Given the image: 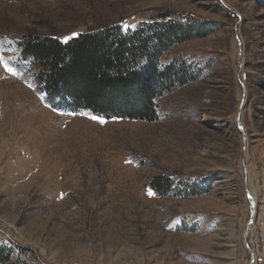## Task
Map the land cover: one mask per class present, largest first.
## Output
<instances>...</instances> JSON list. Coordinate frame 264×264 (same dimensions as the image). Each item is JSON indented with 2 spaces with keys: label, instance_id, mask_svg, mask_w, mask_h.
<instances>
[{
  "label": "rangeland",
  "instance_id": "1",
  "mask_svg": "<svg viewBox=\"0 0 264 264\" xmlns=\"http://www.w3.org/2000/svg\"><path fill=\"white\" fill-rule=\"evenodd\" d=\"M166 22L187 33L160 61L187 82L158 98L152 122L52 108L21 56L28 35ZM0 56L12 262L264 264V0H0Z\"/></svg>",
  "mask_w": 264,
  "mask_h": 264
},
{
  "label": "trees",
  "instance_id": "2",
  "mask_svg": "<svg viewBox=\"0 0 264 264\" xmlns=\"http://www.w3.org/2000/svg\"><path fill=\"white\" fill-rule=\"evenodd\" d=\"M186 33L181 26L166 22L127 32L106 25L65 42L56 36L28 35L21 40V56L35 67L39 87L52 108L152 122L158 98L187 82L183 67L177 63L163 66L160 61ZM154 188L170 187L158 179ZM0 264L18 263L0 248Z\"/></svg>",
  "mask_w": 264,
  "mask_h": 264
},
{
  "label": "bare ground",
  "instance_id": "3",
  "mask_svg": "<svg viewBox=\"0 0 264 264\" xmlns=\"http://www.w3.org/2000/svg\"><path fill=\"white\" fill-rule=\"evenodd\" d=\"M250 197V201H251V204H252V215H253V217H254V215H255V211H256V201L254 200V198L252 197V196H249ZM253 217H252V219H253ZM251 219V221H250V224H253V220ZM252 228V226H250L249 227V230ZM249 232V231H248ZM247 233V232H246ZM248 235L247 234H245V238L247 237Z\"/></svg>",
  "mask_w": 264,
  "mask_h": 264
},
{
  "label": "water",
  "instance_id": "4",
  "mask_svg": "<svg viewBox=\"0 0 264 264\" xmlns=\"http://www.w3.org/2000/svg\"><path fill=\"white\" fill-rule=\"evenodd\" d=\"M238 125H239V127H240L241 129H243L242 124H241V122H240V113H239V115H238ZM249 227H250V224H249ZM249 227H248V230H247V231H249ZM246 234L248 235V232H247ZM247 237H248V236H247ZM247 237H246L245 239H247ZM247 246H248V248L250 249L249 243H247ZM250 251H251V253L253 254V252H252L251 249H250Z\"/></svg>",
  "mask_w": 264,
  "mask_h": 264
},
{
  "label": "snow or ice",
  "instance_id": "5",
  "mask_svg": "<svg viewBox=\"0 0 264 264\" xmlns=\"http://www.w3.org/2000/svg\"><path fill=\"white\" fill-rule=\"evenodd\" d=\"M0 63H3V64L5 65V68H6L8 71H10V72L12 71L10 68H7V62L3 60V57H2V56H0ZM13 74H15V73H13ZM93 119H96V117H93ZM100 122L103 123L104 121L101 120Z\"/></svg>",
  "mask_w": 264,
  "mask_h": 264
}]
</instances>
